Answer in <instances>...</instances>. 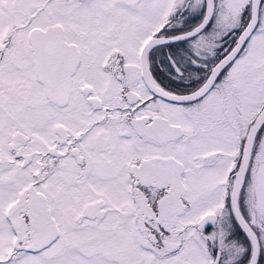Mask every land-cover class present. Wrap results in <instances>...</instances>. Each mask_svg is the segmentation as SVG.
<instances>
[{
    "label": "snow or ice",
    "instance_id": "1",
    "mask_svg": "<svg viewBox=\"0 0 264 264\" xmlns=\"http://www.w3.org/2000/svg\"><path fill=\"white\" fill-rule=\"evenodd\" d=\"M0 264H264V0H0Z\"/></svg>",
    "mask_w": 264,
    "mask_h": 264
}]
</instances>
